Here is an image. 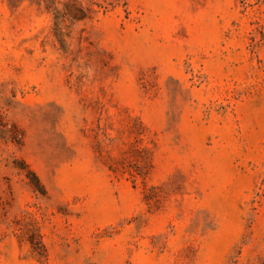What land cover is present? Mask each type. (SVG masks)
<instances>
[{
	"label": "rangeland",
	"instance_id": "obj_1",
	"mask_svg": "<svg viewBox=\"0 0 264 264\" xmlns=\"http://www.w3.org/2000/svg\"><path fill=\"white\" fill-rule=\"evenodd\" d=\"M0 264H264V0H0Z\"/></svg>",
	"mask_w": 264,
	"mask_h": 264
}]
</instances>
